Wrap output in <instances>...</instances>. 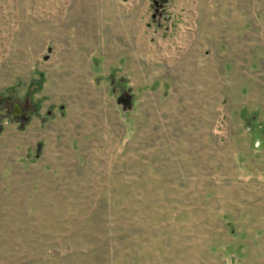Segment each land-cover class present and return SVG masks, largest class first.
I'll list each match as a JSON object with an SVG mask.
<instances>
[{
	"label": "rangeland",
	"instance_id": "obj_1",
	"mask_svg": "<svg viewBox=\"0 0 264 264\" xmlns=\"http://www.w3.org/2000/svg\"><path fill=\"white\" fill-rule=\"evenodd\" d=\"M7 98L0 264H264V0H0Z\"/></svg>",
	"mask_w": 264,
	"mask_h": 264
},
{
	"label": "flooded vegetation",
	"instance_id": "obj_2",
	"mask_svg": "<svg viewBox=\"0 0 264 264\" xmlns=\"http://www.w3.org/2000/svg\"><path fill=\"white\" fill-rule=\"evenodd\" d=\"M122 97L124 98H128L129 100L130 98V94L129 93H125L122 95ZM8 104L7 106H3L2 109H0V114L4 111L6 112L8 115H12V116H16L17 118H19L20 120H26L27 116H26V109H27V102L25 103V107L24 108H19L17 103L11 102L10 98H7L6 101ZM3 103V102H2ZM1 103V105H3ZM1 118V116H0ZM1 129V127H0Z\"/></svg>",
	"mask_w": 264,
	"mask_h": 264
},
{
	"label": "water",
	"instance_id": "obj_3",
	"mask_svg": "<svg viewBox=\"0 0 264 264\" xmlns=\"http://www.w3.org/2000/svg\"><path fill=\"white\" fill-rule=\"evenodd\" d=\"M163 2H165V0H162ZM130 98H131V94H130ZM117 104H121L122 105V109L123 111H127L130 110L132 107V103L131 100H129L128 98H123L122 95H120L117 99H116Z\"/></svg>",
	"mask_w": 264,
	"mask_h": 264
}]
</instances>
